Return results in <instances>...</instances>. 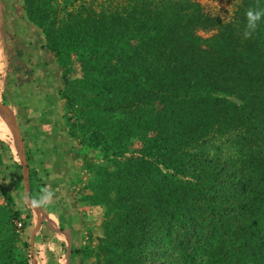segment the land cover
I'll return each instance as SVG.
<instances>
[{
	"label": "trees",
	"instance_id": "16d2710c",
	"mask_svg": "<svg viewBox=\"0 0 264 264\" xmlns=\"http://www.w3.org/2000/svg\"><path fill=\"white\" fill-rule=\"evenodd\" d=\"M19 1L60 70L63 120L84 141L73 154L93 179L76 198L103 213L97 242L86 228L70 263L264 264V19L243 35L264 0H239L230 21L195 0ZM0 145V264H32L31 209L14 208L10 185L23 182L21 165ZM94 146L101 161L85 151ZM78 215L60 217L73 241Z\"/></svg>",
	"mask_w": 264,
	"mask_h": 264
},
{
	"label": "rangeland",
	"instance_id": "374dc122",
	"mask_svg": "<svg viewBox=\"0 0 264 264\" xmlns=\"http://www.w3.org/2000/svg\"><path fill=\"white\" fill-rule=\"evenodd\" d=\"M195 1L200 3L205 13L221 17L224 21L233 19L239 4V0ZM198 33L208 36L212 31ZM41 37L39 28L26 21L19 0H0V101L4 100L3 103L12 109L24 153L31 158L30 164L36 172L33 180L37 189L33 192V198L37 200L42 198L43 201L50 203L47 206L48 212L40 205L45 215L41 228L39 227L34 235L38 234L40 239L35 240L34 237L31 241L30 238L37 219L34 210L25 202L22 181L10 184L13 185L14 208L21 210L23 215L28 212L27 207L31 209V224L26 226L23 239L26 238L30 243L32 264L46 262L45 248L54 251L55 258L60 263L72 264L69 254L67 255L66 246H60L59 242L52 240L54 231L48 227L47 220L50 221L53 229L62 230L70 226L66 227L60 219L61 216L74 212L79 214L72 222V228L77 232L75 241H73V232L70 230L72 234L70 251L73 243L78 245L87 240L86 228L92 230V243L97 242L98 238L95 237L101 235L100 223L103 213L99 207L80 203L76 198V193L84 189L86 182L93 177L83 168L81 170V161L74 158L75 147L83 149L84 141L77 132L76 136L72 135L69 131L70 125L65 122V119L63 120V116L68 115L69 112L65 109L64 99L58 94V91L63 88L60 70L54 62V55L39 48ZM75 66L79 75L81 65L75 63ZM22 71H28L31 77L28 76L27 81L21 86L15 85L16 78ZM23 107L25 110L22 113ZM0 141L9 146L13 160L19 162L12 136L1 117ZM139 143L140 140H135L132 149H135ZM2 146L0 145V153L6 154L7 151ZM98 147H89L85 150L97 162L103 158ZM131 153L135 152H127L122 160L130 158ZM7 156L6 154L5 159ZM1 200L0 196V202Z\"/></svg>",
	"mask_w": 264,
	"mask_h": 264
},
{
	"label": "water",
	"instance_id": "95a60500",
	"mask_svg": "<svg viewBox=\"0 0 264 264\" xmlns=\"http://www.w3.org/2000/svg\"><path fill=\"white\" fill-rule=\"evenodd\" d=\"M0 117L6 124L13 140L14 148L18 154L19 162L21 165V171H22V178H23V186H24V199L27 205L30 206L36 213V223L31 231L30 238L31 241L34 238V235L38 228L41 226V223L44 219V211L40 207V204L33 198L30 197L29 193V177H28V166L26 162V156L22 147V141L19 137L16 120L14 117V114L12 110L2 101H0Z\"/></svg>",
	"mask_w": 264,
	"mask_h": 264
},
{
	"label": "clouds",
	"instance_id": "9594fccd",
	"mask_svg": "<svg viewBox=\"0 0 264 264\" xmlns=\"http://www.w3.org/2000/svg\"><path fill=\"white\" fill-rule=\"evenodd\" d=\"M246 25L243 32L244 37L250 38L256 31L258 23L264 19V10L249 9L246 12Z\"/></svg>",
	"mask_w": 264,
	"mask_h": 264
},
{
	"label": "crops",
	"instance_id": "0c3cea01",
	"mask_svg": "<svg viewBox=\"0 0 264 264\" xmlns=\"http://www.w3.org/2000/svg\"><path fill=\"white\" fill-rule=\"evenodd\" d=\"M18 104V103H17ZM17 106V105H16ZM11 109V108H10ZM12 110V109H11ZM44 214H45V212H44ZM40 228H41V226H40ZM58 228V227H57ZM69 229V230H68ZM62 236V237H61ZM35 237V236H34ZM71 237H72V234H71V232H70V228H67V229H62V230H60V228L59 229H55L54 228V233H53V235H52V240H54V238H56V239H58V242H59V245L60 246H66V248H67V255L69 254V246H70V242H71ZM46 243V242H45ZM44 243V244H45ZM62 243L64 244V245H62ZM58 245V246H59ZM45 248V247H44ZM62 264V263H61Z\"/></svg>",
	"mask_w": 264,
	"mask_h": 264
},
{
	"label": "built area",
	"instance_id": "2783aa9c",
	"mask_svg": "<svg viewBox=\"0 0 264 264\" xmlns=\"http://www.w3.org/2000/svg\"><path fill=\"white\" fill-rule=\"evenodd\" d=\"M14 224H15L16 229L19 231L21 228V221L15 220Z\"/></svg>",
	"mask_w": 264,
	"mask_h": 264
}]
</instances>
